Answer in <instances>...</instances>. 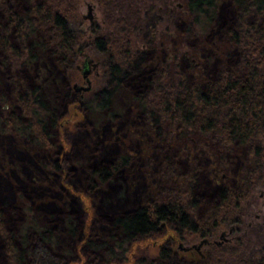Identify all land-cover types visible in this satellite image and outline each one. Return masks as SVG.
<instances>
[{
    "label": "trees",
    "instance_id": "1",
    "mask_svg": "<svg viewBox=\"0 0 264 264\" xmlns=\"http://www.w3.org/2000/svg\"><path fill=\"white\" fill-rule=\"evenodd\" d=\"M19 1L23 4L21 11L11 0H0V59L3 65L15 68L31 63L41 51L66 65L73 46L89 38L88 44L103 54L105 67L101 75L105 81L101 87L80 94L82 104L91 109L107 107L128 74L144 64L136 39L151 37L143 33L150 18L161 15L173 23L176 11L172 0H95L103 10V19L101 25L93 22L86 36L83 29L72 28L68 22L79 17L77 0ZM222 1L185 0L186 23L181 31L182 39L204 37L212 28L218 4ZM229 1L234 5V22L227 25L222 34L228 46L237 52L234 64L220 65L215 74L195 78L180 62L171 61L165 65L160 61L147 79L146 87L133 93L132 100L136 112L142 114L148 133L153 131L158 140L168 139L167 135L173 131L183 140L193 141L192 135H198L213 142L218 157L223 159L226 154L241 149L247 160L239 173L244 186L233 189L218 186L211 206L199 214L196 167L183 172L165 153L160 160V176L178 177L183 179V184L179 187L168 185L164 194L155 193L142 202L116 211L111 224L117 234L102 233L98 242L85 238L86 244L104 255L106 263L113 259L124 262L128 244L157 233L168 223L183 240L211 237L219 226L235 224L238 229L233 233L232 242L212 247L231 249L232 263L251 245L247 232H255L257 240L254 243L264 242V222L254 227L247 225L250 213L244 207V203L254 198L251 189L264 182V0ZM205 59L209 63L212 55L206 54ZM65 68L70 75L75 71V67L66 65ZM41 87L40 84L14 85V105L0 97L4 110L0 121L36 148L52 149L51 129L57 125V112L50 96ZM163 123L171 131L162 128ZM131 159L132 156L120 153L108 163L98 161L89 165L87 188L93 189L109 181L122 166L129 165ZM222 161L225 166L229 164L228 160ZM58 166V161L49 164L53 170ZM75 231L74 225L68 222L67 232L73 234ZM0 239L6 264H61L54 253L59 240L57 234L39 224L35 217L23 220L17 231L9 229L4 223L1 205ZM132 264L185 262L165 244L160 245L154 260L136 256Z\"/></svg>",
    "mask_w": 264,
    "mask_h": 264
},
{
    "label": "rangeland",
    "instance_id": "2",
    "mask_svg": "<svg viewBox=\"0 0 264 264\" xmlns=\"http://www.w3.org/2000/svg\"><path fill=\"white\" fill-rule=\"evenodd\" d=\"M11 2L16 9H23L19 0ZM172 2L176 6L174 22L161 15L150 18L143 33L151 37L136 39L144 64L128 74L105 108H88L76 99L72 86L77 78H81L84 57L81 52L93 63L90 88L99 89L105 81L101 76L105 69L103 54L88 44L89 38L73 46L66 64L75 67L71 75L66 71V65L46 51H41L35 61L15 68L3 65L0 59V97L4 101L14 105V85L40 84L57 112V125L51 129L52 149L36 148L0 121V205L4 223L17 231L23 220L35 217L39 224L58 235L54 253L61 259V264H132L136 256L154 260L160 245L165 244L178 256L185 255L191 260L192 254L179 251L177 245L179 241L191 244L198 238H178L169 223L160 227L157 233L128 244L124 262L113 259L106 263L99 250L86 244L85 238L98 242L102 233L117 234L111 224L116 211L142 202L155 193L162 195L168 185L179 187L183 184V179L178 177L160 176V160L165 153L183 172L196 167L199 214L211 206L218 186L226 185L232 189L244 186L239 173L247 160L241 149L226 154L223 159L218 157L213 142L198 135H192L193 141L183 140L173 131L167 135L168 139L158 140L153 131L148 133L141 112L137 113L134 108L133 93L146 87L147 79L160 61L165 65L171 61L180 62L181 67L188 69L195 78L211 76L220 65L227 67L236 61V50L228 46L222 34V30L234 22V5L229 0L218 4L217 17L204 37L194 36L187 41L182 39L181 33L186 23L185 0ZM76 3L79 17L68 22L72 28L83 29L87 36L93 22L101 25L103 10L95 0H77ZM87 3H93L92 20L83 17L88 12ZM79 45H83L80 51ZM206 54L212 55L209 63ZM80 84L87 85L84 80H80ZM1 100L0 116L4 115ZM162 128L171 131L165 123ZM120 153L132 156L129 165L122 166L109 181L101 182L93 189L87 188V167L98 161L108 163ZM222 160H228L229 164L225 166ZM53 161L59 162L58 169L49 167ZM251 192L254 198L244 203V207L250 213L247 220L252 219L254 227L264 222V182L255 185ZM68 222L74 225L75 233L67 232ZM219 227L227 228L226 225ZM247 233L248 244H253L257 240L255 232ZM197 258L194 255L193 261ZM0 264H6L1 239Z\"/></svg>",
    "mask_w": 264,
    "mask_h": 264
},
{
    "label": "flooded vegetation",
    "instance_id": "3",
    "mask_svg": "<svg viewBox=\"0 0 264 264\" xmlns=\"http://www.w3.org/2000/svg\"><path fill=\"white\" fill-rule=\"evenodd\" d=\"M82 46L83 45L78 46L79 51L82 49ZM80 54L84 56L81 61L82 63L81 66L83 67L82 71L89 70V72L87 73L85 77L81 76V78H77L75 80L74 83L76 87L83 86L82 84H80V80L81 81L84 80L86 84L89 85V81H90L89 75H90V72H91L90 70L92 69V64H93L91 59L85 53L81 52ZM87 60H90V62H87ZM87 78H88V83L86 80ZM74 88L75 87L73 86V89ZM90 89L91 88L89 86L88 90ZM84 91L85 90H82V89L79 91H76V89H74V92L76 94V99L80 101L81 103H82V100H80V94L81 92H84ZM246 224L250 226L252 224V219L247 220ZM226 227L227 228L219 227L217 229V232L214 233L213 236L211 237L202 236V237H199L197 241H193V242H198L202 240V238L205 239L198 248L191 247V248L185 249L181 245L179 246V243H180L179 241L177 245L178 250L184 251L185 253L189 252L190 254H192L190 261H189V257L185 255L178 256L175 251L173 252L176 255V257L179 260L181 259L182 262H185V264H215L216 262H218V264H264V242H256V243L251 244L250 246L245 247V250L244 251L242 250V254H239L238 256L235 257V260H236L235 263H232L231 256L229 254V250L231 249H228V248H225L224 250L219 249L220 251L219 253L217 250L212 249L211 247L213 245L221 246L224 244V242L232 241L235 238L233 233L235 232V230L237 231L238 226H236L235 224L234 225L229 224ZM221 232H224L222 236H220ZM185 245H190V244H185ZM193 254L198 256V258L195 261H193V257H194Z\"/></svg>",
    "mask_w": 264,
    "mask_h": 264
},
{
    "label": "water",
    "instance_id": "4",
    "mask_svg": "<svg viewBox=\"0 0 264 264\" xmlns=\"http://www.w3.org/2000/svg\"><path fill=\"white\" fill-rule=\"evenodd\" d=\"M92 7H93V3H87V10H88V12H87V14H84L83 15V17H87L89 20H92V17H93V15H92ZM87 62H90V60H87ZM89 72V70H83L82 72H81V76L82 77H85L86 75H87V73ZM87 80V83H88V78L86 79ZM73 86L75 87L74 89H76V91H79V90H88L89 89V85L87 84V85H83V86H79V87H76L75 86V83H73ZM224 234V232H221L220 233V236H222ZM205 239L204 238H202V240H200V241H198V242H193V243H191L190 245H185V244H183L181 241H180V243H179V246L181 245L183 248H185V249H188V248H191V247H196V248H198L201 244H202V242L204 241Z\"/></svg>",
    "mask_w": 264,
    "mask_h": 264
}]
</instances>
